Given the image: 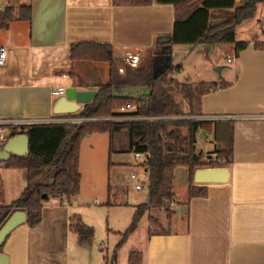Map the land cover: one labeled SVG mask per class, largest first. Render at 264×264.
<instances>
[{
  "label": "crops",
  "instance_id": "obj_1",
  "mask_svg": "<svg viewBox=\"0 0 264 264\" xmlns=\"http://www.w3.org/2000/svg\"><path fill=\"white\" fill-rule=\"evenodd\" d=\"M22 5L30 6L31 18L14 19L0 27V46L8 53L6 63L0 65V118L4 119L52 118L53 88L97 90V85L109 80L110 63L72 59L73 45L110 44L120 68L129 55L138 54L142 60L148 50H162L175 20L172 4L117 5L114 0H0V12L8 6L19 10ZM236 39L248 46L238 56L227 55L234 56L232 71L225 73L223 67L221 74L203 73L201 63L211 66L215 59L223 64L218 55L224 46L183 43L172 47L173 64L181 66L172 78L194 85L228 84L204 94L198 114L226 117L200 131L214 139L204 160L216 155L217 149L232 146L228 180L207 185L194 180V185L207 187V195L190 197L188 169L180 170L174 181L171 216L156 209L144 214L112 263L129 264L130 253L139 251L141 264H264V49L256 47L264 41V2L252 18L237 26ZM178 52L194 55L196 80L188 78L186 61L174 63ZM123 93L141 96L147 88L128 87ZM197 144L198 136L196 150ZM0 177L3 192L9 181L19 193L27 181V170L0 162ZM4 199L9 204L5 193ZM81 206L79 194L44 202L40 223L16 227L4 242L2 252L9 256V264H79L87 245L79 237L78 242L70 220L75 214L84 218L76 211ZM156 214L155 224L149 216ZM133 216L109 229L120 234ZM119 224L127 227L120 229L124 227Z\"/></svg>",
  "mask_w": 264,
  "mask_h": 264
},
{
  "label": "trees",
  "instance_id": "obj_2",
  "mask_svg": "<svg viewBox=\"0 0 264 264\" xmlns=\"http://www.w3.org/2000/svg\"><path fill=\"white\" fill-rule=\"evenodd\" d=\"M263 2L114 0L117 5H174L175 20L169 41L158 52L148 50L137 67L125 64L124 74L114 62L112 45L82 43L72 46V59L110 63V78L96 86L93 100L85 103L78 112L61 115L88 120L9 127V137L19 133L28 135L29 153L12 155L4 163L26 169L28 185L16 200L7 204L0 177V217L4 220L12 210L22 209L27 212L25 223L33 227L40 223L44 201L50 195L66 199L78 195L82 177L79 171L81 143L86 135L94 132L109 133L111 152L118 149L149 154L142 163L148 172L149 200L138 204L130 225L120 233L117 247L127 240L143 215L151 209H165L171 216L170 202L175 197L173 189L177 168L188 169L190 197L206 196L207 187L193 184L196 169L228 166L233 161V148L217 149L215 153L220 158L219 162L212 160L214 155L204 160L203 154L196 150L197 135L200 129L214 121L199 118V107L204 94L228 84L201 82L194 85L172 78L174 71L181 67L173 64L172 47L183 43H212L224 46L228 54L238 56L248 42L236 39V28L242 21L252 18L258 4ZM18 18H31L29 5H22L19 10L8 6L0 12V27H7L10 21ZM256 47L264 49V41L257 42ZM128 87H146L147 93L141 96L124 94ZM185 102L189 104V110L185 109ZM131 107L134 110L129 111ZM118 116L137 118L110 119ZM44 194L47 196L44 197ZM149 218L155 221L151 215ZM70 228L78 234L82 245L92 243L95 229L87 225L80 215L71 217ZM2 249L3 245L1 252ZM129 264H141L139 251L130 253Z\"/></svg>",
  "mask_w": 264,
  "mask_h": 264
},
{
  "label": "rangeland",
  "instance_id": "obj_3",
  "mask_svg": "<svg viewBox=\"0 0 264 264\" xmlns=\"http://www.w3.org/2000/svg\"><path fill=\"white\" fill-rule=\"evenodd\" d=\"M184 55V52H178L174 63L186 61L188 78L194 81L196 80L193 76L194 55ZM227 55L226 49L222 48L219 50L218 56L223 57V64L217 63L215 59L212 60L211 66L201 63L203 73H218L215 70L216 66H223L225 73L231 72L230 68L232 66L227 61ZM185 108H189L187 102H185ZM183 130L185 132L186 128L184 127ZM205 134H208V132L200 131L197 135V150L199 152L202 151L204 156H206V149L210 147V140H214L212 135L206 137ZM142 163L143 159L135 163L134 152L119 151L118 149L111 152L108 132H94L83 138L79 157V171L82 175L79 195L82 206L76 211L77 213L79 211L83 213L85 222L94 227L95 235L92 243L84 247L86 249H82L81 255L83 258L79 259V264H101L105 263V261L106 264H111L113 262V258H115L116 253L121 247H117L121 240V235L109 228L116 227L117 221H120L122 218L131 217L139 203L148 202L149 200L148 177L144 173L145 170ZM183 168L185 167H179V171L175 172V176ZM132 174H135L137 178H133ZM141 181H144V188L137 189L136 184ZM23 185L25 186H23L20 192L16 193L15 189H12L10 182H7L4 193L9 204L23 193L28 185V181H25ZM110 188L114 189V192H111ZM54 200H61V197L50 195L44 202ZM107 203H110V205H107ZM173 208L174 205L171 201L170 210L173 211ZM156 211L168 213L165 209H156ZM146 215H148V212L144 216ZM152 217L155 219L154 222L156 224L158 215H152ZM119 227L124 226H120L119 224ZM126 227L120 229H125ZM74 234L78 240L77 233L75 232Z\"/></svg>",
  "mask_w": 264,
  "mask_h": 264
},
{
  "label": "water",
  "instance_id": "obj_4",
  "mask_svg": "<svg viewBox=\"0 0 264 264\" xmlns=\"http://www.w3.org/2000/svg\"><path fill=\"white\" fill-rule=\"evenodd\" d=\"M169 38H164L163 42H168ZM223 66H216L215 70L221 74ZM96 94L95 89L77 90L70 87L53 102L52 112L54 115H65L78 112L85 103L91 102ZM29 137L26 133H19L10 136L3 147L0 148V162L8 161L12 155L24 156L29 153ZM194 180L198 185L223 183L228 180V168L223 167H203L198 168L194 174ZM47 195L44 194V197ZM27 221V212L22 209L12 210L3 220L0 217V248L9 237L11 232ZM10 258L0 251V264H9Z\"/></svg>",
  "mask_w": 264,
  "mask_h": 264
},
{
  "label": "built area",
  "instance_id": "obj_5",
  "mask_svg": "<svg viewBox=\"0 0 264 264\" xmlns=\"http://www.w3.org/2000/svg\"><path fill=\"white\" fill-rule=\"evenodd\" d=\"M7 49L4 46H0V65H4L6 63L7 60ZM234 56H228L227 57V61L231 62L233 60ZM141 61V57L138 54H134V55H129L125 58V64L135 68L139 65ZM120 72H125V67L122 66L119 68ZM66 92V88L61 86V87H55L51 90V93L53 96H59L62 95ZM124 110V109H122ZM64 117V118H63ZM128 118H137V117H124V116H118V117H111L110 119L112 120H125ZM139 118V117H138ZM201 119H206V120H218V119H225L226 117H199ZM152 119V118H151ZM88 120L86 118H82V117H72V118H65V116H61V115H55L52 118H26V117H19V118H0V148L3 147L5 145V143L7 142L8 138H9V133H8V129L10 126H28L31 124H37V123H57V122H82ZM149 154H144L141 152H134V158H135V163H137L140 159H143V162L147 159ZM212 160L214 162H219L220 158L217 155H214ZM144 170H145V175L148 177V172L144 166ZM133 178H137V176L135 174H132ZM140 181V180H139ZM148 181V179H147ZM144 181L138 182L136 184V188L137 189H143L144 185H143Z\"/></svg>",
  "mask_w": 264,
  "mask_h": 264
}]
</instances>
